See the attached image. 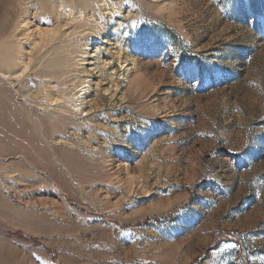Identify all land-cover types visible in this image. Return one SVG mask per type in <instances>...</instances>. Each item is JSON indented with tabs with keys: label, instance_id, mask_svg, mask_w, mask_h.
<instances>
[{
	"label": "rangeland",
	"instance_id": "1",
	"mask_svg": "<svg viewBox=\"0 0 264 264\" xmlns=\"http://www.w3.org/2000/svg\"><path fill=\"white\" fill-rule=\"evenodd\" d=\"M0 264H264V0H0Z\"/></svg>",
	"mask_w": 264,
	"mask_h": 264
},
{
	"label": "bare ground",
	"instance_id": "2",
	"mask_svg": "<svg viewBox=\"0 0 264 264\" xmlns=\"http://www.w3.org/2000/svg\"><path fill=\"white\" fill-rule=\"evenodd\" d=\"M16 1H17V0H16ZM10 4H11V3H10ZM15 5H16V4H15ZM18 6H19V5H18ZM14 7H15V6H14ZM16 7H17V6H16ZM7 9H8V8H7ZM11 13H12V12H11ZM12 15H13V14H12ZM72 20H73V19H72ZM83 87H84V86H83ZM82 89H83V88H82ZM82 89H81V90H82ZM79 91H80V90H79ZM74 96H75V94H74ZM75 97H76V96H75ZM75 97H73V99H74ZM78 99H80L79 96H78L77 98H75V100H78ZM83 99H84V98H83ZM73 101H74V100H73ZM78 102H79V101H78ZM81 102H83V101H81ZM81 104H82V103H80L79 106H81Z\"/></svg>",
	"mask_w": 264,
	"mask_h": 264
}]
</instances>
